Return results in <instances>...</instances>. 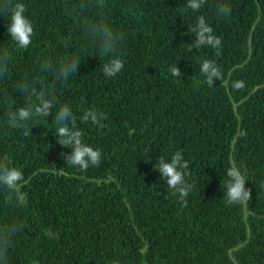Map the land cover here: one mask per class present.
Instances as JSON below:
<instances>
[{
  "label": "trees",
  "instance_id": "obj_1",
  "mask_svg": "<svg viewBox=\"0 0 264 264\" xmlns=\"http://www.w3.org/2000/svg\"><path fill=\"white\" fill-rule=\"evenodd\" d=\"M34 26L20 49L0 15V157L24 174L28 203L19 207L0 186V227L15 224L10 264H264V0H21ZM231 8L217 16V4ZM203 15L221 38L191 49ZM105 17L123 34L124 68L107 77L98 37L87 28ZM72 56L80 69L64 84L40 63ZM215 61L223 73L209 87L200 67ZM181 70L174 77L169 68ZM235 81H243L237 90ZM21 82L43 85L68 104L82 139L102 152L99 166L82 171L61 153L55 109L23 128H11L10 111L25 106ZM107 115L100 125L81 119L88 109ZM102 125V126H101ZM180 151L189 163L192 191L181 201L154 166ZM246 170L251 199L226 202L227 169ZM53 233L49 236L47 233Z\"/></svg>",
  "mask_w": 264,
  "mask_h": 264
},
{
  "label": "clouds",
  "instance_id": "obj_2",
  "mask_svg": "<svg viewBox=\"0 0 264 264\" xmlns=\"http://www.w3.org/2000/svg\"><path fill=\"white\" fill-rule=\"evenodd\" d=\"M206 3L207 0H187L186 7L192 11H199ZM106 4L107 0H96L95 7L102 12ZM26 11V6L21 0H0V15L10 17L7 32L20 49H27L32 43L34 35V26L26 15ZM216 11L217 16L226 17L230 15L231 8L221 3L217 4ZM87 28L94 36L98 37L100 56L109 57L107 62L102 64L104 75L115 77L124 68V61L118 54L123 34L115 31L110 22L103 16L98 21L89 23ZM189 31L194 33L196 37L190 45V50L210 46L217 50V55L219 54L221 38L214 34L213 27L203 15L197 18L194 27H189ZM8 59L6 53L0 55V78L7 74ZM79 69V58L72 56L63 57L56 62L45 58L40 63L42 72L51 73L55 81L64 84L79 72ZM169 71L174 77H179L182 73L177 65L171 66ZM200 71L206 77L209 87L213 86L215 80L223 79L220 66L213 60L203 59ZM233 87L240 90L244 87V83L243 81H235ZM16 90L23 95L26 104L8 113L7 121L11 128H23V134L27 137L30 132L25 126L26 123L34 118L49 117L55 109L56 141L60 146L72 149L71 153H61L66 164L75 166L82 171H86L90 166L100 165L102 152L84 142L83 134L77 127L76 115L68 104L58 105L55 94L50 93L43 85L37 88L28 82H21L16 86ZM81 119L100 125L102 120L107 119V115L93 108L86 110ZM154 168L159 171L168 188L174 190L179 195L180 200L184 201L192 191V185L185 179L187 175L185 170L189 168V163L184 159L182 153L180 151L175 152L170 160L159 156ZM227 176L229 177L226 185L227 204L236 205L250 200L252 189L245 187L247 182L246 170H242L240 166L233 163L227 169ZM24 179V174L19 168L10 166L7 156L0 157V186L8 190L19 207L26 206L28 203L27 194L22 191ZM21 230L15 224L0 227V264H10L9 252L12 248L13 236ZM47 234L54 236L51 232ZM32 264H39V261H33Z\"/></svg>",
  "mask_w": 264,
  "mask_h": 264
}]
</instances>
